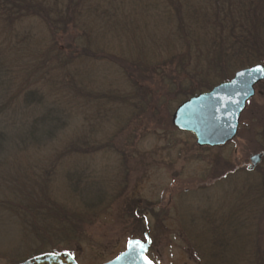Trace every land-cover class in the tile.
I'll return each instance as SVG.
<instances>
[{
  "label": "trees",
  "instance_id": "16d2710c",
  "mask_svg": "<svg viewBox=\"0 0 264 264\" xmlns=\"http://www.w3.org/2000/svg\"><path fill=\"white\" fill-rule=\"evenodd\" d=\"M256 63L264 0H0V227L67 250L126 189L94 154L119 155L118 135ZM247 173H220L193 197L205 203L182 207L199 264H264V184ZM234 182L252 209H233Z\"/></svg>",
  "mask_w": 264,
  "mask_h": 264
},
{
  "label": "rangeland",
  "instance_id": "374dc122",
  "mask_svg": "<svg viewBox=\"0 0 264 264\" xmlns=\"http://www.w3.org/2000/svg\"><path fill=\"white\" fill-rule=\"evenodd\" d=\"M176 106L169 113L161 110L159 121L150 119L146 126L135 124L134 132H129L128 135L125 131L118 135L114 147L119 155L117 152L104 154L103 157L99 153L94 154L91 163L114 180L122 178L126 189L121 198L113 202L108 212L86 229L79 242L63 246L69 247L67 250L76 254L78 264H102L114 258L124 250L128 239L143 240L147 227L151 238L148 256L153 262L199 264L191 256L187 241L183 240V237L187 238V232L183 234L180 225L179 213L181 214L182 207L190 203H205L193 197L202 191L201 188L206 187V182L212 181L211 178L231 168H241L248 172L249 181L264 184V80L255 86L254 95L246 103L236 136L222 146L199 147L191 133L175 129L171 123V115ZM102 138L97 136V139ZM255 153H262L261 161L253 170H247L249 157ZM73 155L75 154L69 155V161L76 163L78 158ZM123 155L128 159L125 162H128L127 166L123 162ZM21 163L23 166L24 162ZM64 164L66 166L67 163ZM118 164L125 173L122 177L116 175L118 169L115 165ZM8 168L18 170L22 167H18L13 161ZM113 171L115 173L112 175ZM58 182L57 179L56 183ZM238 183L240 182L232 183L228 189L235 194L231 199V206L233 209H240L244 203L250 210L254 207L253 201L243 197L246 192L238 195ZM56 186H59V190L63 189L61 184ZM109 189L115 193L117 185L110 182ZM61 198L65 200V197L59 196L60 201ZM128 205L132 208L129 209ZM242 210V214L247 217L248 214H253ZM4 230L1 226L0 251L5 255L0 256V264L12 263L8 262L9 258L14 259L25 252L30 254L40 251L36 250V247H40L39 244L35 245L37 243L25 246L23 242H13ZM1 233L5 237H1Z\"/></svg>",
  "mask_w": 264,
  "mask_h": 264
},
{
  "label": "water",
  "instance_id": "95a60500",
  "mask_svg": "<svg viewBox=\"0 0 264 264\" xmlns=\"http://www.w3.org/2000/svg\"><path fill=\"white\" fill-rule=\"evenodd\" d=\"M263 80V64L256 63L240 68L229 79L220 81L209 90L199 92L179 103L171 115V123L178 131L191 133L199 147L222 146L236 136L246 103L254 95L255 86ZM261 158L262 153L251 155L247 170H253ZM143 238L128 239L121 253L102 264H145L143 257H147L151 246L149 229L144 232ZM137 241L143 245V251L135 244ZM130 242L133 245L131 248ZM10 264H77V262L69 252L63 251L38 254L22 262Z\"/></svg>",
  "mask_w": 264,
  "mask_h": 264
},
{
  "label": "flooded vegetation",
  "instance_id": "af4514ba",
  "mask_svg": "<svg viewBox=\"0 0 264 264\" xmlns=\"http://www.w3.org/2000/svg\"><path fill=\"white\" fill-rule=\"evenodd\" d=\"M63 251L69 252L72 255V257L75 259V261L77 262V260H76V257H77L76 254H72L70 251H68L66 249L58 248V247H45V248H41L40 251H37L35 254H33V255L29 256V257L35 256V255H38V254H43V253H59V252H63ZM29 257H26L23 260H25V259H27ZM23 260L16 261L14 263L21 262ZM77 264H78V262H77Z\"/></svg>",
  "mask_w": 264,
  "mask_h": 264
},
{
  "label": "snow or ice",
  "instance_id": "6c2138e0",
  "mask_svg": "<svg viewBox=\"0 0 264 264\" xmlns=\"http://www.w3.org/2000/svg\"><path fill=\"white\" fill-rule=\"evenodd\" d=\"M136 245H139L140 247V250L143 251V245L140 244L139 241L135 242ZM132 242H130V248L132 247ZM144 261H145V264H152V261L149 260L147 257H143Z\"/></svg>",
  "mask_w": 264,
  "mask_h": 264
}]
</instances>
